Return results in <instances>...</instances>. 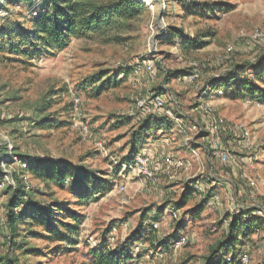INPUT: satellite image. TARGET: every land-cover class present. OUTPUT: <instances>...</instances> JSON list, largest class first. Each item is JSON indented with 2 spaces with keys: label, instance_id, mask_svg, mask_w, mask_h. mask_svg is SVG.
I'll use <instances>...</instances> for the list:
<instances>
[{
  "label": "rangeland",
  "instance_id": "374dc122",
  "mask_svg": "<svg viewBox=\"0 0 264 264\" xmlns=\"http://www.w3.org/2000/svg\"><path fill=\"white\" fill-rule=\"evenodd\" d=\"M139 2L144 11L122 30L108 34L122 40L106 42L105 35L91 33L71 36L59 49L34 48L28 41L39 0L31 5L0 0V146L8 149L0 155V180L13 179L15 184L16 171L28 205L18 209L26 216L14 237L8 228L12 190L6 184L0 187V264H96L92 252L124 250L129 253L124 264H203L210 249L232 232L237 238L222 260L264 264V94L257 91L264 83L254 78V62L263 59L264 44L251 39L255 31L264 32V0ZM181 36L201 46L183 49ZM148 59L156 68L152 75L144 68ZM244 80L255 87V95L241 91ZM101 83L104 88L96 94L94 87ZM54 91L62 93L47 97ZM44 95L51 104L39 112ZM151 95H161L169 105L175 100V119L168 120L169 131L152 130L132 146V135L144 120L131 114L134 99ZM74 97L79 99V117L61 115ZM198 100L208 103L214 119L225 124L219 140L235 164L216 161L207 152L205 136L191 130L195 120L207 119L195 110ZM45 113L69 124L46 127L41 120ZM233 124H241L240 133L229 128ZM185 139L196 143L197 156L174 152L186 151L180 147ZM140 151L156 161L161 154L177 155L185 167L157 173L156 180L134 174L124 165ZM12 152L30 162H70L92 178L87 185L67 179L58 186L28 171L22 176L18 169L23 162L9 163ZM234 165L241 171L234 173ZM184 171L192 179H211L205 185L219 195L220 204L211 206L208 195L195 193L183 207L172 210L185 187ZM240 174L246 187L238 181ZM242 186L245 195L239 193ZM37 210L45 219L52 210V223L66 239L52 238L45 225L33 222ZM68 212L78 218L63 219L74 227L72 236L60 222ZM143 215V225L156 231L140 238L135 231ZM32 231L39 236L33 237ZM180 235L187 240L173 250L171 243ZM244 254L247 261L241 262Z\"/></svg>",
  "mask_w": 264,
  "mask_h": 264
},
{
  "label": "trees",
  "instance_id": "16d2710c",
  "mask_svg": "<svg viewBox=\"0 0 264 264\" xmlns=\"http://www.w3.org/2000/svg\"><path fill=\"white\" fill-rule=\"evenodd\" d=\"M21 1V0H16ZM26 4H33L36 0H24ZM40 6L37 13V16L33 19V34L31 38L28 39L30 45L34 48H39L40 46L44 48H63L67 45L68 40L71 36H81L95 33L97 35L106 36L104 40L106 42L111 41H120L122 37L117 34L108 35L112 31H120L127 26L129 20L138 17L143 11L144 6L139 2V0H39ZM11 32V31H10ZM9 33V31H8ZM30 33V32H29ZM179 31L175 32L176 36ZM10 34V33H9ZM109 37H108V36ZM11 38V37H9ZM173 41V40H172ZM178 42L182 46L181 48L190 50L192 48H197L201 46L200 42L196 39H178ZM255 79L258 78L264 83V69L261 66L264 63V56L258 58L255 62ZM261 68V69H259ZM190 72V70H189ZM189 72L182 73V76H186ZM110 81V79H109ZM107 81V82H109ZM105 82V81H104ZM104 83H101L94 87L96 94H99L100 91L104 88ZM241 91H248L250 95H255V87H253L249 80H244L242 83ZM259 96L264 94V89L260 88L257 90ZM62 91L49 93L47 97L51 98L52 95L60 96ZM45 95L40 98L38 111L42 112L46 110L50 104L51 99H48ZM64 113H73V101L67 104L63 110ZM53 115L52 113H45L41 117V120H46L44 126L46 127H59L65 126L68 123V120L54 119L50 118ZM152 116L144 118V120L139 125L138 129L135 130V133L132 135V146H134L136 140H142L147 136L152 130L166 129L171 128V122L169 119L164 116H155L153 120L149 119ZM7 147L0 146V155L2 153L7 154ZM13 156H10L9 163L18 162L25 164V166L18 169L22 176L27 173L33 174L35 177L39 178L42 181H49L55 183L58 186H63L65 180L75 181L81 185L88 184V181L92 178L89 175V172L81 167L73 165L70 162L55 161L51 159H37L35 162H30L26 157H20L23 155L13 153ZM12 157H20L19 159H13ZM18 174L15 171L16 185L7 186V189L12 190L11 201L8 205V218H9V230L12 236L15 237L17 232V224L19 220L24 219L26 215L23 213L18 214V209L22 206H26V200L23 197V191L25 190V185L22 183L21 179H18ZM1 178V177H0ZM191 185L187 184L182 193L181 199L179 202L174 203L172 210H177L183 207L187 199L191 195ZM25 194V193H24ZM28 206V205H27ZM26 206V207H27ZM166 208V207H165ZM198 208V206H197ZM161 212L162 210L159 209ZM38 211V212H37ZM33 213V222L37 225H45L49 236L54 239H66L65 236H61L59 226L56 228L52 223V210H49L46 214V219L41 215L44 214L42 211L37 210ZM38 216H36V215ZM145 215L141 217V222L138 225V229L135 231V234H138L142 238L146 233H154L156 230L154 227L143 225ZM65 218L78 219L76 214L73 212L64 213L61 217L60 222L64 228V231H67L70 236L74 234V227L69 224L68 221H63ZM144 227V233L142 228ZM142 229V230H141ZM31 234H34L33 237L39 236L38 233L32 231ZM140 234V235H139ZM142 234V235H141ZM236 233L232 232L230 238L226 241H223L219 244V247L214 246L210 249V253L204 259L203 264H239L236 261L226 262L222 260V255L229 250L230 245H233L234 238ZM148 238V237H147ZM155 244V243H152ZM18 245V243H17ZM96 258V264H124V261L127 260L129 253H125V250L121 253L119 251L114 252H101L94 251L92 252ZM217 254H221V258L216 257ZM10 263V262H9ZM6 263V264H9Z\"/></svg>",
  "mask_w": 264,
  "mask_h": 264
},
{
  "label": "built area",
  "instance_id": "2783aa9c",
  "mask_svg": "<svg viewBox=\"0 0 264 264\" xmlns=\"http://www.w3.org/2000/svg\"><path fill=\"white\" fill-rule=\"evenodd\" d=\"M251 39L253 42H259L264 44V32L261 30L255 31ZM228 50H232L231 47ZM144 68L149 75H152L155 71V65L152 60L148 59L144 62ZM195 73L191 71L190 78H193ZM79 99L77 97L73 98V116L79 117V112L77 108V104ZM172 105H177L175 100H172L170 105L166 103L161 95H151V96H141L136 97L133 102V108L131 109V114L135 117L139 118H147L152 116L153 114L157 116H164L168 119H175L174 109L171 107ZM195 110L197 113L207 119H202V121L195 120L191 125V130L196 132L197 134H203L207 139V152L210 154L216 161H218L222 165H230L235 164L234 157L230 154L228 148L223 145V143L219 140V134L224 128V123L222 120L214 119V113L211 106L208 103L198 100ZM84 133H87V127H81ZM235 133L241 130V124H233L229 127ZM180 129H184L183 126ZM240 133V132H239ZM159 161L152 159V157L148 156L144 152H137L132 161L128 163V165H124L129 171L134 174L141 175L143 177L156 180L157 173L169 172L179 170L185 167V162L183 159L173 154H162L159 156ZM25 166V164H23ZM5 179L7 176H4ZM0 180V187L5 186H14V180ZM191 185L193 186L194 192L198 194L200 197H205L208 195V201L211 206H217L220 204V197L217 193L212 190H209L205 184V181L200 177L196 179L190 178ZM155 227V226H154ZM186 237L184 235H180L177 237L172 243L171 248L173 250L179 249L185 242ZM247 255L244 254L241 256L240 261L246 262Z\"/></svg>",
  "mask_w": 264,
  "mask_h": 264
},
{
  "label": "crops",
  "instance_id": "0c3cea01",
  "mask_svg": "<svg viewBox=\"0 0 264 264\" xmlns=\"http://www.w3.org/2000/svg\"><path fill=\"white\" fill-rule=\"evenodd\" d=\"M150 120L152 119L153 120V118L152 117H150L149 118ZM155 131H158V132H161V133H164V132H166V131H169V130H166V129H158V130H155ZM168 133H170V132H168ZM206 138V137H205ZM207 139V138H206ZM190 144H191V148H189L188 147V145H190V144H188L187 142H186V139L185 140H183V145H181L180 147H184L185 149H186V151H182V150H175L174 152L178 155V156H180V157H183L184 155H190L191 153L193 154V155H195V156H197V154H198V151L196 150V148H194V146L196 145V143H194L193 141H191L190 140V142H189ZM190 149V150H189ZM200 154V153H199ZM162 155V154H161ZM160 156V155H159ZM199 160V159H198ZM233 167H236V169L234 168H232V171L234 172V173H236L237 172V170L238 169H241L240 167H238V165H234ZM244 168V167H243ZM244 170H246L245 168H244ZM238 171H241V170H238ZM185 173H184V175H182V176H186V179H185V183H184V185H185V187H186V185L188 184H192L191 182H190V177L188 176V172L189 171H184ZM225 175V174H224ZM200 177V176H199ZM212 177V176H211ZM235 177H237V174L235 175ZM244 175H242V174H240L239 175V177H238V181L243 185V186H245L246 187V183H245V180H244ZM201 179H205L204 178V176H201L200 177ZM209 180H211V179H207V181H209ZM226 180V179H225ZM205 181V183L207 182L206 180H204ZM243 186L242 187H239V193L240 194H242V195H245V191H244V189H243ZM184 187V188H185ZM184 188H183V191H184ZM183 191H182V193H183ZM194 195H195V192L193 191V192H191V195H190V197L189 198H191L192 196L194 197ZM196 197V196H195ZM188 198V199H189ZM205 198V197H204ZM166 209V208H165Z\"/></svg>",
  "mask_w": 264,
  "mask_h": 264
}]
</instances>
